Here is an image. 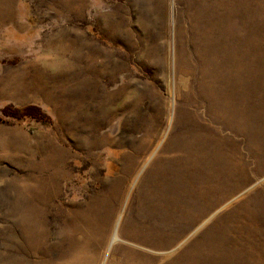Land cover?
I'll use <instances>...</instances> for the list:
<instances>
[{
	"label": "rangeland",
	"instance_id": "374dc122",
	"mask_svg": "<svg viewBox=\"0 0 264 264\" xmlns=\"http://www.w3.org/2000/svg\"><path fill=\"white\" fill-rule=\"evenodd\" d=\"M27 175L37 264H264V0H0V264Z\"/></svg>",
	"mask_w": 264,
	"mask_h": 264
},
{
	"label": "bare ground",
	"instance_id": "6f19581e",
	"mask_svg": "<svg viewBox=\"0 0 264 264\" xmlns=\"http://www.w3.org/2000/svg\"><path fill=\"white\" fill-rule=\"evenodd\" d=\"M93 59V58H92ZM58 161H63V157L56 158ZM27 162L26 164H28ZM25 164V163H24ZM31 164V163H30ZM28 164V165H30ZM51 168H54L51 163ZM34 174V171H30ZM54 176V174H53ZM39 183L43 185L40 186ZM21 210H20V225H21V235H22V248L23 252L30 254L33 258V263L37 264L39 256L37 255L40 248L41 237L43 234L41 229V217L40 211L38 210V203L40 200L50 199L52 196L55 185L54 178L49 177L48 179L34 180L29 175L21 178ZM83 212V211H82ZM81 213V212H80ZM84 213V212H83ZM119 227L115 228L112 235V243L119 239L118 236ZM90 241V238H89ZM87 253L83 251L82 245L74 246L72 251L68 252V257L70 260L64 262V264H99L100 257L99 251L95 250V253L90 252L86 248ZM125 264H137L134 260L129 259Z\"/></svg>",
	"mask_w": 264,
	"mask_h": 264
},
{
	"label": "trees",
	"instance_id": "16d2710c",
	"mask_svg": "<svg viewBox=\"0 0 264 264\" xmlns=\"http://www.w3.org/2000/svg\"><path fill=\"white\" fill-rule=\"evenodd\" d=\"M1 113L5 118H11L15 120L29 119L43 123H50L52 121V117L36 105L16 107L12 104H8L4 106Z\"/></svg>",
	"mask_w": 264,
	"mask_h": 264
}]
</instances>
